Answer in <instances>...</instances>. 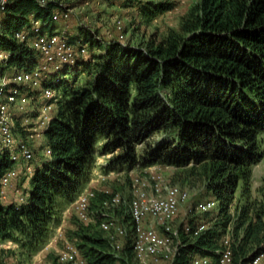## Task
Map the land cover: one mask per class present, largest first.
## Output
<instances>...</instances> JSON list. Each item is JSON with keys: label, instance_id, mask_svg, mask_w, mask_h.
<instances>
[{"label": "trees", "instance_id": "trees-1", "mask_svg": "<svg viewBox=\"0 0 264 264\" xmlns=\"http://www.w3.org/2000/svg\"><path fill=\"white\" fill-rule=\"evenodd\" d=\"M54 7L35 0L7 6L0 47L11 54L8 63L16 69H32L36 54L13 33L29 27L33 9L52 32ZM169 8L148 1L140 12L150 20ZM88 35L83 39L87 50L102 51L79 61L70 79L50 85L59 91L44 132L51 154L36 163L24 202L0 199V264H12L13 258L30 264L44 249L63 210L89 183L97 156L107 157L101 166L106 173L159 164L181 169L182 182L203 183L218 210L211 227L188 236L183 252L216 258L219 240L232 223V262L249 264L264 252V179L258 200L247 201L235 218L230 207L238 183L245 191L251 166L263 156L264 0H200L181 16L177 29L139 48L102 41L93 31ZM156 134L163 136L149 143ZM12 166L8 154L0 153V177ZM109 196L95 192L90 209L100 215ZM113 209H122L130 225L126 207ZM74 224L67 237L90 264H128L131 231L115 250L100 227L78 219ZM186 263L182 256L178 264ZM51 264L62 263L54 258Z\"/></svg>", "mask_w": 264, "mask_h": 264}, {"label": "built area", "instance_id": "built-area-1", "mask_svg": "<svg viewBox=\"0 0 264 264\" xmlns=\"http://www.w3.org/2000/svg\"><path fill=\"white\" fill-rule=\"evenodd\" d=\"M15 0H0V28L7 6ZM38 5L45 6L48 2L55 4L51 19L53 22L67 21L71 17V10L63 0H35ZM29 27L15 31L14 39L29 48L36 54V64L30 70H18L13 66L12 73L5 75L0 70V153L6 152L13 166L0 177V199L7 201V191L12 186V181L19 179L20 173L32 174L28 165L34 157L33 147L29 140L41 136L45 132L51 118L55 113V102L59 91L46 85L41 89V97L45 102L39 108L37 121L34 127L24 128L25 137L16 134L18 113L28 111V107L35 99L29 92L30 86L39 84L48 79L50 70L59 71L64 64H73L84 60L88 56L87 43L78 38L70 43L67 37L53 30L49 32L43 24L36 19L33 13L28 15ZM116 40L123 43L124 31L121 19L114 20ZM10 53L0 49V62L5 66L10 58ZM23 124V123H22ZM27 131V132H26ZM43 154H51L47 144L43 146ZM159 167L152 165L141 169L131 175V195L128 198L118 193L110 194L102 202L101 208L110 209L124 206L130 216L132 237V250L134 259L138 264H178L185 256L186 264H233L229 232L224 233L216 249V258L207 255H191L184 253L186 245L181 241L182 236L196 237L207 225L202 222L183 223L180 227L172 224L179 208L188 200V191L171 183L159 172ZM102 191L108 193L107 189ZM95 191L86 187L81 194L67 207L82 223H94L99 218L97 213L90 210L91 200ZM21 197L14 203L19 204ZM217 204L214 197L196 203L194 210L203 214L213 211ZM97 219V220H96ZM99 227L107 233L115 250H120L122 244L119 239H126V228L116 224L110 219H99ZM61 249H57V261L65 264H90L78 252L75 245L67 240ZM48 264V263H42ZM249 264H264V252L255 256Z\"/></svg>", "mask_w": 264, "mask_h": 264}, {"label": "rangeland", "instance_id": "rangeland-1", "mask_svg": "<svg viewBox=\"0 0 264 264\" xmlns=\"http://www.w3.org/2000/svg\"><path fill=\"white\" fill-rule=\"evenodd\" d=\"M163 2L170 4V8L156 14L150 20L141 14L140 7L146 2ZM200 0H63V2L70 8L71 17L67 21H57L55 24V31L67 37L70 43H73L78 38L85 39L89 36L90 31H93L102 41L108 42L111 40H116L117 33L115 31V18L121 19L124 40L123 43L130 45L133 48L144 47L145 43L153 38L159 39L163 37L169 29H177L179 25L180 18L187 10L195 3ZM33 9L31 13L34 14ZM1 49V47H0ZM103 48L100 50L96 47L88 50V56L86 59L90 58L92 54H99ZM84 59V60H86ZM78 63V62H77ZM77 63L64 64L62 68L54 72L50 70L48 74V79L40 82L39 84L30 86L29 92L34 94L35 99L32 101L31 105L28 107V111L22 114L18 113L17 117V130L16 134L20 137H25L24 128L34 127L37 121V114L41 105L45 102L44 98L41 97V89L46 85H53L60 79H70V71L75 67ZM3 69L5 75L12 73L13 66L7 63L5 66L0 62V70ZM53 109L55 106L52 107ZM23 123V124H22ZM27 132V131H26ZM163 135L156 134L151 139L149 143H154L156 140L160 139ZM48 136L42 133L41 136H37L33 140H29V144L33 147L34 158L28 165L31 167L32 172L36 165L39 163L43 154V146L47 144ZM261 147L263 150V156L256 164L251 166L250 176L248 179V186L244 191L241 182L238 183L236 192L234 194V199L230 207L232 216L235 218L240 212L241 208L247 201L258 200L261 197V186L264 179V133L261 136ZM141 149V146L139 147ZM107 157L97 156L94 169L92 171L91 179L88 184L95 191H102V189H107L108 193H118L124 198H128L131 195V182L130 177L141 171L139 168H134L129 171H119V172H103L101 166L105 164ZM159 172L168 179L171 183L180 186L188 191V200L182 204L179 208L177 215L175 216L172 224L175 227H180L183 223L188 222H202L207 225V227L212 226V218L215 211L218 210L219 203L217 204L213 211L205 214L196 213L194 207L196 203L202 200H206L210 197V193L206 190L205 185L200 181L196 182H182V170L172 166H164L157 164ZM31 174H26L23 169L20 173V177L17 180L12 181V192H14L15 201L23 197L21 202H24V190L27 188ZM88 184L86 187H88ZM9 190V189H8ZM5 202V201H4ZM94 203V204H93ZM69 206V205H68ZM67 206V207H68ZM95 201L91 202V207L95 208ZM67 207L61 213V220L58 225H54L50 231V238L44 249L37 252L32 256L30 264H51L52 260L57 259L56 250L61 249L65 241L73 243L67 237L69 231L75 229L74 222L77 218ZM68 211H67V210ZM93 210L94 209H90ZM122 211L121 214L118 211ZM116 212L114 209H101V214L98 215L99 219H110L116 224L124 227L130 232L129 221L126 218V213L122 209H118ZM99 219L92 223L95 230H99ZM62 224V225H61ZM89 224V223H88ZM232 230V223L228 226L227 231L230 233ZM127 239V238H126ZM126 239H119L122 247L126 244ZM181 241L188 243L191 239L188 236H183ZM9 246L10 244L7 243ZM74 244V243H73ZM49 247L46 249V247ZM41 252V253H40ZM39 253V255H38ZM17 258L12 259V264H18ZM65 264V263H62ZM128 264H138L132 255Z\"/></svg>", "mask_w": 264, "mask_h": 264}, {"label": "crops", "instance_id": "crops-1", "mask_svg": "<svg viewBox=\"0 0 264 264\" xmlns=\"http://www.w3.org/2000/svg\"><path fill=\"white\" fill-rule=\"evenodd\" d=\"M55 109H56V106H55ZM100 157L103 158L104 156H100ZM27 187H28V186H27ZM88 187L91 188V187H90V184H88ZM13 195H14V192H12V188H11V189L9 188V190L7 191V201H5V202H3V203H4V204L14 203L16 198H14ZM67 209H68V208H67ZM67 209H66V210H67ZM67 211H68V210H67ZM61 225H62V224H61ZM48 247H49V245L46 247V249H47ZM44 250H45V249H44ZM42 251H43V250H42ZM40 253H41V252H40ZM38 255H39V253H38Z\"/></svg>", "mask_w": 264, "mask_h": 264}]
</instances>
